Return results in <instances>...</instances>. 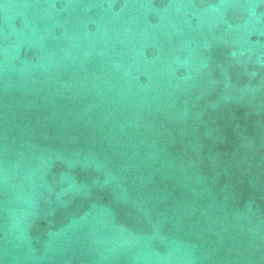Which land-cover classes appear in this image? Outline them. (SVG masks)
Here are the masks:
<instances>
[{"label":"water","instance_id":"95a60500","mask_svg":"<svg viewBox=\"0 0 264 264\" xmlns=\"http://www.w3.org/2000/svg\"><path fill=\"white\" fill-rule=\"evenodd\" d=\"M0 264H264V0H0Z\"/></svg>","mask_w":264,"mask_h":264}]
</instances>
